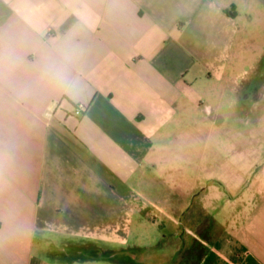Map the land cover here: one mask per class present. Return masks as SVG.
Here are the masks:
<instances>
[{
	"label": "crops",
	"instance_id": "crops-1",
	"mask_svg": "<svg viewBox=\"0 0 264 264\" xmlns=\"http://www.w3.org/2000/svg\"><path fill=\"white\" fill-rule=\"evenodd\" d=\"M249 1L0 0V264H264L259 129L188 186L180 135L221 82L264 128V48L235 80Z\"/></svg>",
	"mask_w": 264,
	"mask_h": 264
},
{
	"label": "rangeland",
	"instance_id": "rangeland-1",
	"mask_svg": "<svg viewBox=\"0 0 264 264\" xmlns=\"http://www.w3.org/2000/svg\"><path fill=\"white\" fill-rule=\"evenodd\" d=\"M249 2L251 5L242 9L243 13L239 15V21L241 23L239 41L242 42L241 48L245 56L238 64L240 74L239 77L235 79L238 84L242 83L243 79L254 76L258 71L257 61H259V57L264 48V0H253V2ZM257 79L255 78L251 82V94L247 96L249 99V105L251 104V101H254L258 96L260 82H258ZM212 87H215L214 91L211 93V96H209L207 103L203 104V111L196 114L193 119L192 117L190 118L193 122L195 121L196 125L198 124V126H200L198 131H191V129L187 128L189 126H186V129L180 132V135L183 136V139L187 143H191L192 141L201 142V148L195 155L192 153V147L187 146L186 148V162L184 164V169L187 177V186L189 183H192L190 178L191 175L201 174L203 176L208 173L209 177L217 171L220 172L223 154L227 151V149H229L230 155L236 158V161L238 157L241 159L240 156L242 152L247 148V146H250V144H246L238 140L230 142L232 147H228L227 143V139H233V137L238 134L237 131L241 128L243 132L250 129V131L257 130L258 128V133L262 134L260 137H264V128H260V126L256 127L259 123L257 122V111L253 107L249 110V121L247 124L245 123V120L240 123L239 116L234 115L236 111L232 108L233 94L229 88L226 89V83H215ZM198 89L202 93H206V88L198 86ZM209 106H211V108H209ZM187 123L189 124V122ZM209 142L210 147L208 148L206 147V144ZM208 152L209 164L207 159ZM247 183L248 181L246 180L245 184ZM209 194H207L206 201L209 197H213ZM151 257L155 258V261L152 259L154 264H164L165 262L160 258L161 254L154 253ZM170 264L175 263L171 261Z\"/></svg>",
	"mask_w": 264,
	"mask_h": 264
},
{
	"label": "built area",
	"instance_id": "built-area-1",
	"mask_svg": "<svg viewBox=\"0 0 264 264\" xmlns=\"http://www.w3.org/2000/svg\"><path fill=\"white\" fill-rule=\"evenodd\" d=\"M85 107L84 106H77L73 109V112L76 115H82L84 113Z\"/></svg>",
	"mask_w": 264,
	"mask_h": 264
}]
</instances>
